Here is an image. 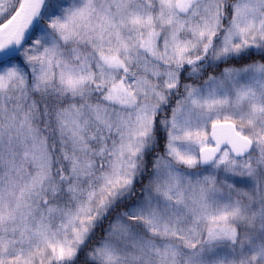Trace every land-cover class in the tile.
Here are the masks:
<instances>
[{
    "label": "snow or ice",
    "instance_id": "1",
    "mask_svg": "<svg viewBox=\"0 0 264 264\" xmlns=\"http://www.w3.org/2000/svg\"><path fill=\"white\" fill-rule=\"evenodd\" d=\"M0 264H264V0H0Z\"/></svg>",
    "mask_w": 264,
    "mask_h": 264
}]
</instances>
